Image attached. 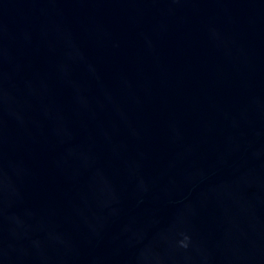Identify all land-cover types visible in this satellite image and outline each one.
I'll return each mask as SVG.
<instances>
[{
	"label": "water",
	"instance_id": "1",
	"mask_svg": "<svg viewBox=\"0 0 264 264\" xmlns=\"http://www.w3.org/2000/svg\"><path fill=\"white\" fill-rule=\"evenodd\" d=\"M0 264H264V0H0Z\"/></svg>",
	"mask_w": 264,
	"mask_h": 264
}]
</instances>
